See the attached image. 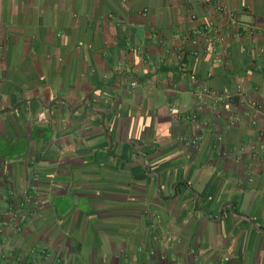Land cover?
Listing matches in <instances>:
<instances>
[{
	"label": "crops",
	"instance_id": "1",
	"mask_svg": "<svg viewBox=\"0 0 264 264\" xmlns=\"http://www.w3.org/2000/svg\"><path fill=\"white\" fill-rule=\"evenodd\" d=\"M207 1L0 0V264H264V0L192 56Z\"/></svg>",
	"mask_w": 264,
	"mask_h": 264
},
{
	"label": "built area",
	"instance_id": "2",
	"mask_svg": "<svg viewBox=\"0 0 264 264\" xmlns=\"http://www.w3.org/2000/svg\"><path fill=\"white\" fill-rule=\"evenodd\" d=\"M205 19L203 23L197 28L191 31L190 51L192 56H198L200 50L204 47V42L209 41L213 50L219 47H227L233 40L240 38L243 34L251 33L250 27L244 26L239 20V14L235 9L227 7L220 0H208L205 5ZM192 21H197L196 15L190 16ZM214 58L220 59V55L215 51ZM135 83H131L130 86H134ZM236 95L240 97L241 101H245L243 98L244 92L241 84L236 85ZM196 98L203 99L205 96L212 97L215 101H221V97H213L211 91L207 88H201L195 93ZM250 107L257 111L264 112V105L259 104L253 100L247 101ZM194 118V117H193ZM236 117L233 118V121ZM200 138L198 136L191 139H185L186 145L196 147ZM252 157L257 158V153H264V141L258 144V146L250 145L249 147ZM252 181V177L248 176V182ZM264 185V177L262 179ZM240 185H243V181H240ZM35 204V201L30 196L28 190L12 189L9 193L7 201L6 212L3 218L0 220L1 227H10L15 232L22 231V226L27 220L29 208ZM175 238L173 236H167L166 242H173ZM0 253H4L0 249ZM194 258L197 259L195 253H192ZM4 257V255H2Z\"/></svg>",
	"mask_w": 264,
	"mask_h": 264
},
{
	"label": "trees",
	"instance_id": "3",
	"mask_svg": "<svg viewBox=\"0 0 264 264\" xmlns=\"http://www.w3.org/2000/svg\"><path fill=\"white\" fill-rule=\"evenodd\" d=\"M184 55H187V54L184 53ZM200 198L201 200H200L199 205L203 207L204 209H206L207 204L208 203L210 204V202H213L214 194L208 192L207 190L205 193L201 194Z\"/></svg>",
	"mask_w": 264,
	"mask_h": 264
}]
</instances>
